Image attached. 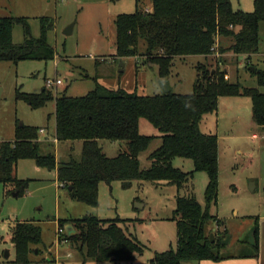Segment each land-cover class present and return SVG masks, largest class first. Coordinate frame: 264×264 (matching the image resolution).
Masks as SVG:
<instances>
[{
  "label": "rangeland",
  "instance_id": "rangeland-1",
  "mask_svg": "<svg viewBox=\"0 0 264 264\" xmlns=\"http://www.w3.org/2000/svg\"><path fill=\"white\" fill-rule=\"evenodd\" d=\"M231 4L234 10L253 11V0H231ZM151 9L152 0H0V18H26L34 39L40 36V19L48 18L52 29L46 39L55 52L53 60L47 61L27 60L17 64L0 61V143L14 139L17 122L55 135L54 100L34 109L16 99V92L36 95L46 89L54 97L78 98L100 84L140 96L160 94L159 66L144 63L143 43L135 56L123 59L116 56L117 16ZM70 25L72 33L64 34ZM258 34L257 54L247 58L232 54L220 57L216 53L209 58L208 66H214L220 57L224 60L220 68L226 69L229 81L264 93V87H258L251 71L254 67L264 71V22L259 24ZM12 41L14 45L23 43L22 25H14ZM203 62L199 57L173 61L169 81L175 94L192 93L197 64ZM48 79L64 83L51 89L46 86ZM199 126L203 133L216 135L218 142L215 210L218 220L209 222L206 229H211L223 245L221 254L234 255L249 242L257 219L264 215V129L254 124L248 97L219 98L217 111L205 115ZM251 128L258 130L261 140H252ZM139 129L141 134L153 137L147 150L138 157L140 168L148 169L151 166L148 157L160 147L161 139L146 121L140 122ZM37 134L41 153H53L57 163L80 161L81 141L45 143L44 135ZM102 144L108 158L126 149L122 141L104 140ZM171 163L182 172L194 169L189 159L175 158ZM14 175L18 180H29V186L23 195L17 196L11 185L0 183V264H16L11 228L16 222L31 221L41 229V242L27 255V264H150L155 254L176 248L177 228L173 219L176 197L193 196L203 207L207 185L203 172L194 173L180 189L164 182L137 181L127 189L120 182L100 183L97 205L92 207L72 199L69 191L56 181L55 171L40 168L33 160H19ZM86 216L121 220L124 232L144 252L132 260L85 259L69 240L59 241V235L65 238L66 231L62 229L59 233L58 220H82Z\"/></svg>",
  "mask_w": 264,
  "mask_h": 264
},
{
  "label": "trees",
  "instance_id": "trees-1",
  "mask_svg": "<svg viewBox=\"0 0 264 264\" xmlns=\"http://www.w3.org/2000/svg\"><path fill=\"white\" fill-rule=\"evenodd\" d=\"M264 22V0H253L250 13L232 8L231 0H152L149 12L117 16L116 56L120 59L135 56L144 44L141 56L144 63L157 64L159 77L169 78L176 58L202 57L197 64V76L191 94L173 91L154 96H140L123 89H109L96 84L83 97L62 95L54 97L43 89L39 94L16 92L32 108L55 103V138L57 142H82L79 162L57 163L51 152L41 153L38 130L16 123L12 141L0 143V183L11 185L15 195L25 193L29 180H18L14 175L19 160H33L40 168L56 172V180L69 194L85 205L95 207L100 183L120 182L130 188L133 182L174 184L180 189L196 172L207 175L202 207L193 197L177 196L173 219L176 221V248L155 254L150 264H200L234 258H257L259 233L257 225L253 242L237 254H221L223 245L217 237L210 242L206 229L217 221L218 198V142L216 135L200 130V122L207 114L217 111L221 97H248L251 100L254 124L264 129V93L256 88L231 82L227 71L220 68L226 54L247 58L258 53L259 24ZM15 24L24 28V41L14 45L12 32ZM40 36L31 37L26 18H0V61L17 64L27 60H53L54 49L46 36L52 29L48 18L40 19ZM228 43V44H227ZM227 44V46H226ZM220 54L214 66L209 58ZM258 87H264V71L252 70ZM146 121L159 133L160 147L148 157L151 166L141 169L139 155L147 150L153 137L143 135L139 126ZM125 142L126 149L108 158L99 149L102 141ZM175 158L193 162L191 172L172 166ZM119 219L103 220L86 216L82 220H58L59 229L72 225L76 235L69 240L85 259L97 262L132 260L144 249L128 236ZM11 243L16 264H27V255L41 242V229L34 222H16L11 228Z\"/></svg>",
  "mask_w": 264,
  "mask_h": 264
},
{
  "label": "crops",
  "instance_id": "crops-1",
  "mask_svg": "<svg viewBox=\"0 0 264 264\" xmlns=\"http://www.w3.org/2000/svg\"><path fill=\"white\" fill-rule=\"evenodd\" d=\"M199 58H202V57H199ZM258 129H260V128H258ZM42 134L44 135L42 138L43 139L42 141H44L45 143L55 144L54 142H52V140L55 138V135L50 136L46 131ZM250 134H251L252 140H256V141L261 140V138L258 136V134H259L258 130H254L251 128ZM101 146L103 148V144H101ZM55 176H56V172H55ZM260 224H262V227H260ZM256 225L258 227V233H259V253H258V257L256 259L255 258H234V259H227V260L220 261V262L203 261L200 264H264V215L260 216L259 219H257ZM253 232H254V230H253ZM253 232L251 234L249 242L245 243V246L242 249H245V247L249 243L253 242V240H254L253 239Z\"/></svg>",
  "mask_w": 264,
  "mask_h": 264
},
{
  "label": "water",
  "instance_id": "water-1",
  "mask_svg": "<svg viewBox=\"0 0 264 264\" xmlns=\"http://www.w3.org/2000/svg\"><path fill=\"white\" fill-rule=\"evenodd\" d=\"M72 29H73V25H70L69 27H67L64 31V34L66 35H69L72 33ZM253 70V68H251V71ZM158 86H159V89H160V92L161 94H166V93H170L172 92L173 88L171 87V84H170V81H169V78H165V79H159L158 80ZM102 146L99 145V149H101ZM69 191L71 190V188L68 189ZM64 230L66 231V233L69 235V236H74L76 235V232L75 230L73 229V226L72 225H65L64 226ZM210 242H213L214 239H215V236H214V232L212 231L210 233ZM6 257H9V253L6 252Z\"/></svg>",
  "mask_w": 264,
  "mask_h": 264
},
{
  "label": "built area",
  "instance_id": "built-area-1",
  "mask_svg": "<svg viewBox=\"0 0 264 264\" xmlns=\"http://www.w3.org/2000/svg\"><path fill=\"white\" fill-rule=\"evenodd\" d=\"M63 83H64V81H62V80H60V79H56L55 81H51V80H46V86L48 87V88H51V89H56L57 87H59V86H61V85H63ZM45 131L43 130V129H41L40 131H39V133L40 134H42V133H44ZM48 141V140H47ZM57 140H56V138H54L53 140H52V142H56ZM58 231H59V233H61L62 231L60 230V229H58Z\"/></svg>",
  "mask_w": 264,
  "mask_h": 264
}]
</instances>
